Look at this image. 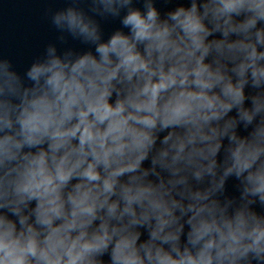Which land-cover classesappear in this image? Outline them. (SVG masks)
<instances>
[{
  "label": "clouds",
  "instance_id": "1",
  "mask_svg": "<svg viewBox=\"0 0 264 264\" xmlns=\"http://www.w3.org/2000/svg\"><path fill=\"white\" fill-rule=\"evenodd\" d=\"M49 19L90 49L0 59V264H264V0Z\"/></svg>",
  "mask_w": 264,
  "mask_h": 264
},
{
  "label": "water",
  "instance_id": "2",
  "mask_svg": "<svg viewBox=\"0 0 264 264\" xmlns=\"http://www.w3.org/2000/svg\"><path fill=\"white\" fill-rule=\"evenodd\" d=\"M251 91V89L246 88V93H250Z\"/></svg>",
  "mask_w": 264,
  "mask_h": 264
}]
</instances>
